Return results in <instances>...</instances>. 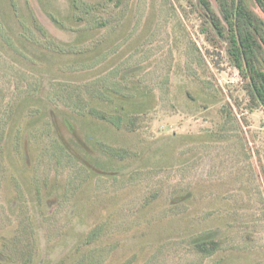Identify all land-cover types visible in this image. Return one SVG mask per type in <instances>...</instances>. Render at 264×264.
Listing matches in <instances>:
<instances>
[{
    "label": "rangeland",
    "instance_id": "374dc122",
    "mask_svg": "<svg viewBox=\"0 0 264 264\" xmlns=\"http://www.w3.org/2000/svg\"><path fill=\"white\" fill-rule=\"evenodd\" d=\"M16 1L23 19L33 15L48 34L37 31L35 38L42 44L55 40L68 50L43 48L48 56L24 52L28 61L22 47L10 48L0 38V127L18 108L1 106L14 95V85L24 96L30 92L26 84L37 78L79 87L86 99L107 89L127 101L105 97L91 108L123 115L125 124L127 117H136L125 132V126L116 130L103 120L70 113L74 103L78 106L70 89L54 101L56 113L69 115L88 144L99 140L112 149L106 155L91 147L95 155L83 154L103 175L60 155L55 138L44 159L37 149L34 164L46 160L50 171L43 192L59 187L44 204L61 203L48 232V223L29 204L39 217L36 264H55L90 229L84 245L93 243L74 264H264V113L246 109V96L234 88L240 83L236 71L200 34L190 1L84 0L98 8L93 18L74 16L70 0ZM9 4L0 0V30L15 35L19 26ZM219 91L232 109L223 121L222 102L205 109L200 99ZM139 105V113L133 112ZM6 133L0 134V234L12 223L16 203L33 199L29 174L20 162L7 161ZM113 156L134 158L116 165ZM104 232L117 236V248L102 245ZM197 238H214L220 247L211 256L200 255L192 249Z\"/></svg>",
    "mask_w": 264,
    "mask_h": 264
},
{
    "label": "trees",
    "instance_id": "16d2710c",
    "mask_svg": "<svg viewBox=\"0 0 264 264\" xmlns=\"http://www.w3.org/2000/svg\"><path fill=\"white\" fill-rule=\"evenodd\" d=\"M188 1H190V4L197 11V15L200 18V34L203 35L210 47L217 50L215 53L218 57H220L221 52L224 53L229 66L236 71L240 83L234 85V88H238L246 96V109L250 113L258 109L264 113V0H213L214 3L211 0H196L195 4L191 0ZM9 3L19 26V32L18 34L10 35V33L5 32L3 29L0 30V38H2L6 45L10 48L22 47L24 59L27 56V53L24 52H28L31 55H33V52H38L39 56L41 54L48 56L49 54H45L44 50H51L50 52L68 50L66 45H62L55 40L42 44V41L39 39L41 45L39 40L35 38L37 31L38 36L45 37L48 34L37 22L38 19L31 15L30 21L24 20L20 15L17 1L9 0ZM69 6L74 16H78V18L88 16L93 18V14L98 9L95 4L84 0H70ZM52 20H54L53 17ZM54 42H56V45ZM29 49H34L35 51H29ZM138 71L139 69L136 68L128 71V74ZM37 79L34 83L29 81L30 83L26 84V88L30 92H27L24 96L21 94L20 85H14V95L5 101L3 100L1 103L3 110L9 105L18 107L13 111L14 115L11 116L10 111L5 121L2 120L3 125L0 127V134L1 130L4 134L5 131L7 132V135L4 138L2 137L5 140L3 146L7 147V161L11 163L14 161L20 162L23 173L26 176L29 174L27 177L29 178V183L33 186V199L31 203L22 200L16 203V211L12 223L9 224L6 230L4 228L0 234V264H36L38 259L37 224L39 217L34 215L33 211L37 209L40 218L45 223H48V227H46V232H48L53 222H55L56 208L60 207L59 203L61 202L56 203L55 207H51L52 205L45 206L44 204L48 196L55 190H58L59 187H55L49 195H47V192H43V190L47 191L49 188L50 171L48 170V166H46V160L38 166L34 164L38 148L43 150L41 154L44 159L46 157L44 149L49 145L51 139L55 138L61 149L60 155H67L80 164L87 165L93 174H106L104 171L96 169L93 164H89L83 154L95 155L94 149H96L100 152L104 151L106 155H109L112 148L105 144L102 145V142L99 140H95L92 145L88 144V141L77 133L78 127L67 117L69 115L59 116L56 113V107L53 103H55L56 99L60 100V93L70 89L68 94L72 95L74 97L73 100H76L78 104L75 107L74 103L75 111L72 110L70 113L77 112L76 116L81 119H84V117H94L98 120H103L116 130H121V127L125 126L127 128L124 129L125 132L131 130L127 127V124L130 123L132 126L135 124L136 117L133 115L127 117V123L125 124V117L123 115L112 114L106 116L100 114L102 112L98 108L95 110V108L90 107V103L98 105L99 100H104L105 97H111L110 101L116 99L125 102L127 101L126 97H118L115 94H111L112 92L110 93L107 89H102L96 93L93 92L92 96L86 99L80 94L79 87L73 86V88H69V85L64 83L62 85H50L49 82H45L43 79ZM30 85L33 86L30 87ZM200 99H202L205 109L214 106L208 107L209 104L222 102V107L218 108L219 119L222 121L224 120L223 115L228 118L232 114V109L226 99L223 98L221 92L218 96L213 93L206 95L205 92V95H202ZM236 105L239 106V103L236 102ZM99 107L100 109L105 108L102 105H99ZM84 108H86L85 112H83ZM140 108H142L141 105L138 108L136 107L133 112L139 113ZM115 117L118 118V123L113 121ZM36 129L41 133H38ZM133 158V156L119 158L113 156L111 161L117 165L127 159ZM102 165L100 164L101 167ZM107 167L105 164L103 165V169ZM36 183H38V189L35 188ZM61 198L63 196L58 197V200ZM181 201L183 202L184 199ZM29 204L31 206L34 204L33 211L30 210ZM145 207H147L146 201L142 205V208ZM49 209L53 211L51 212ZM91 230L83 239L79 235L74 244L76 248L73 252L61 255V258L55 264H74L78 261L79 257H83L86 252L85 246L89 247L93 243V241H88V243L86 241L87 244L84 245ZM105 231L108 233L111 230L106 229ZM106 232L102 234V245L112 244L117 248L119 246L117 236H110ZM59 234L61 235L62 233L59 232ZM96 242H99L98 238ZM219 247L220 242L214 238H197L193 241L192 249L200 255L211 256Z\"/></svg>",
    "mask_w": 264,
    "mask_h": 264
}]
</instances>
